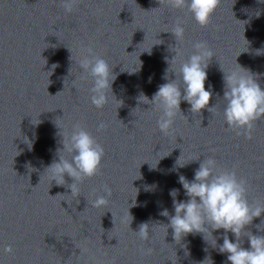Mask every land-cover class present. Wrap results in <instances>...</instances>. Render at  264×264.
Here are the masks:
<instances>
[{
    "label": "water",
    "instance_id": "95a60500",
    "mask_svg": "<svg viewBox=\"0 0 264 264\" xmlns=\"http://www.w3.org/2000/svg\"><path fill=\"white\" fill-rule=\"evenodd\" d=\"M177 22L184 28L179 41L171 33ZM198 41L214 54L205 88L212 86L209 107L216 108L191 113L181 101L184 115L161 132L159 111L137 97L151 99L166 82L164 57L179 49L168 73L174 79L172 68ZM90 54L103 57L116 75L115 96L109 93L103 108L90 101L91 78L80 79L78 61ZM238 63L264 88V0H220L203 27L168 0H75L71 12L62 0H0V264H199L206 256L225 264L227 253L219 252L210 232L205 241L202 234L174 241L159 212L173 211L170 189L187 199L178 177L191 180L199 161L180 167V155L179 163L214 157L219 169L247 181L253 207L264 205V117L248 139L223 116L222 70L246 71ZM100 121L107 127L98 131ZM74 124L104 148L98 174L79 183L78 198L43 173ZM104 185L112 195L93 207ZM149 220L156 222L155 234L141 240L134 230ZM262 220L264 213L246 228L264 235V224L256 227ZM220 232L213 231L217 244Z\"/></svg>",
    "mask_w": 264,
    "mask_h": 264
},
{
    "label": "clouds",
    "instance_id": "9594fccd",
    "mask_svg": "<svg viewBox=\"0 0 264 264\" xmlns=\"http://www.w3.org/2000/svg\"><path fill=\"white\" fill-rule=\"evenodd\" d=\"M168 2L174 8H186L194 20L203 27L210 22L220 0H168ZM74 4L75 0H62L65 11L71 12ZM171 33L177 41L182 40L184 28L177 22ZM193 48L195 50L179 64L178 69L172 68L171 73L174 74V79L170 78L168 73L181 54L180 50L173 52L174 55L171 58L164 57L169 65L163 76L166 82L158 86L151 99L143 93L137 97L138 102L148 104L159 111L160 115L156 124L161 132L169 131L177 114L184 115L180 107L181 101L187 102L188 111L191 113H200L205 108L212 113L216 108V103L209 107L210 98L213 96L212 86L205 88L207 69L214 54L205 41L196 42ZM88 52L91 53V49ZM146 52L151 55V50ZM142 63L141 61L140 68ZM78 64L82 70L80 79L91 78V86L88 89L91 103L97 108H103L109 102V93L115 96L112 85L116 75H113L112 67L103 57L91 54L83 56ZM238 65L245 69L239 63ZM55 67L52 68L55 69ZM245 70H233L227 73L222 70L221 99L224 101L223 116L226 124L229 127L241 129L242 133L251 139L254 122L264 117V88L252 72ZM149 79L151 80V77ZM141 96L145 99H141ZM106 127L107 124L100 121L97 130H103ZM59 131H61L60 128ZM61 138L62 147L56 149V158L45 166L43 173H46L51 184L55 182L57 186L70 189V192L66 191L63 194L78 198L79 183L86 177L90 178L98 174L104 148L92 133L80 124H74L71 130L65 132ZM30 141L32 148L34 141ZM200 157L191 158L186 163H179L180 155L175 162L176 165L184 167L190 162L199 161V166L194 170L191 180L183 174L178 177V182L185 190L187 199H177L178 189L169 190L173 211L170 213L167 208H164L159 212L160 216L167 217L168 222L164 224L167 226V233L171 228L174 241L188 234H202L205 241L204 233L210 232L219 252L227 253L225 264L228 262L230 264H264V235L254 234L246 228L254 218L264 213V205L253 207L249 203L246 196L247 181L238 177L234 170L219 169L212 156L204 157L202 160ZM66 176L71 178V183H68ZM111 195V188L104 185L102 193L96 195L92 201V206L100 207L107 204L108 197ZM131 217L133 220L132 215ZM261 224H264V220L256 225L258 230L262 229ZM156 226V222L151 220L143 221L134 231L141 240H149L155 234ZM220 229H223V232L218 233L222 243L217 244L218 237L213 235V231ZM229 233L233 238L229 237ZM242 235L247 238V247L244 246L245 241L241 238ZM5 250L11 251V246ZM204 250L207 251V248ZM151 251V248L147 249V252ZM206 259L211 258L206 256L199 264H204Z\"/></svg>",
    "mask_w": 264,
    "mask_h": 264
}]
</instances>
